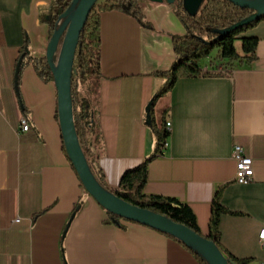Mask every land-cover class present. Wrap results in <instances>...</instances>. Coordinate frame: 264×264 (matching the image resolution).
<instances>
[{"label":"crops","instance_id":"crops-1","mask_svg":"<svg viewBox=\"0 0 264 264\" xmlns=\"http://www.w3.org/2000/svg\"><path fill=\"white\" fill-rule=\"evenodd\" d=\"M149 25L123 10L101 12L102 58L91 163L112 191L154 153L151 105L186 33L176 3L139 0ZM53 0H0V264H200L177 239L113 217L84 187L63 149L58 91L33 63L46 58ZM246 35L257 57L231 75L182 77L154 101L155 123L171 121L163 152L148 163L144 192L190 206L209 234L213 199L238 213L220 217L222 245L264 264V20ZM80 96H84L81 92ZM22 117L30 128H20ZM253 158L254 178L235 180L234 147Z\"/></svg>","mask_w":264,"mask_h":264},{"label":"trees","instance_id":"trees-1","mask_svg":"<svg viewBox=\"0 0 264 264\" xmlns=\"http://www.w3.org/2000/svg\"><path fill=\"white\" fill-rule=\"evenodd\" d=\"M72 2L73 0H53L49 18L52 33L60 16L71 6ZM176 7L177 13L186 28V33L174 37L176 57L171 68L168 71L158 73L166 77V83L158 91L151 105V121L156 137L154 153L146 158L143 163L125 171L120 182L121 188L113 192L134 205L168 216L173 221L182 223L201 233L196 216L188 204L174 197L147 194L143 191L147 180L148 163L163 152L170 136L165 119L160 124L155 123L154 101L168 93L177 80L182 77L223 75L222 72L214 73L210 70L218 68L234 70L238 65L251 63L257 57L258 38L246 35V32L263 21L264 14H259L251 8L238 6L231 0H204L200 10L195 15L190 14L185 9L184 0H177ZM179 7H182L183 10L181 11ZM113 9L123 10L136 17L144 25H149L139 0H98L80 34L72 71V100L77 134L92 171L104 187L106 185L103 177L95 171L91 163L92 148L89 135L94 127L93 104L98 97V80L101 75V12ZM62 40L63 37L61 42ZM237 40L242 43V51H238L236 47ZM27 49V45L23 47L22 55L16 65L17 89L19 88L21 72L28 63H33L44 79H54L47 59L29 57ZM214 54L215 56H213ZM81 92L84 93L82 97L80 96ZM56 116L59 117L58 112ZM63 149L68 156L64 142ZM221 196L222 189H219L213 199L207 237L213 240L232 262L250 264L252 258H238L221 243L219 227L221 214L223 212L238 213L222 205ZM109 214L116 218L119 217L111 212ZM161 232L184 244L196 255L200 264H209L196 249L169 233Z\"/></svg>","mask_w":264,"mask_h":264},{"label":"water","instance_id":"water-1","mask_svg":"<svg viewBox=\"0 0 264 264\" xmlns=\"http://www.w3.org/2000/svg\"><path fill=\"white\" fill-rule=\"evenodd\" d=\"M161 1V0H158ZM176 3L177 0H167ZM204 0H184L185 9L195 15ZM234 4L264 14V0H231ZM98 0H73L56 23L47 46L46 59L54 76L58 91V116L63 142L70 161L90 195L107 211L157 230L169 233L196 249L209 264H236L229 260L218 245L202 233L173 221L168 216L134 205L96 178L84 153L77 134L72 100V71L80 34L93 6ZM60 24L58 25V22ZM63 40L61 42V38Z\"/></svg>","mask_w":264,"mask_h":264},{"label":"built area","instance_id":"built-area-1","mask_svg":"<svg viewBox=\"0 0 264 264\" xmlns=\"http://www.w3.org/2000/svg\"><path fill=\"white\" fill-rule=\"evenodd\" d=\"M61 21L58 22V25ZM210 70V69H209ZM210 71L214 73L222 72L226 75H231L233 70H227L223 68L211 69ZM20 128L23 131H28L30 128L29 121L26 117H22ZM166 128L170 130L171 121H166ZM234 157L237 163V170L235 175V180L240 183H248L254 178V169H253V158L244 153L243 148L240 145H235L234 147ZM260 243L264 246V227L260 230L259 233Z\"/></svg>","mask_w":264,"mask_h":264},{"label":"rangeland","instance_id":"rangeland-1","mask_svg":"<svg viewBox=\"0 0 264 264\" xmlns=\"http://www.w3.org/2000/svg\"><path fill=\"white\" fill-rule=\"evenodd\" d=\"M179 8H180L181 11L183 10L182 7H179ZM241 44H242V43H241L240 40H237V41H236V47H237L238 51H242V45H241ZM213 56H215V54H214ZM52 81H53V83H54V85H55V88H56L55 80L53 79ZM56 91H57V88H56Z\"/></svg>","mask_w":264,"mask_h":264}]
</instances>
